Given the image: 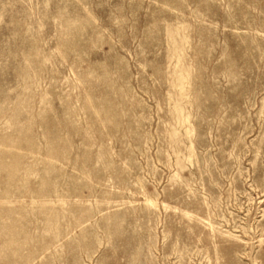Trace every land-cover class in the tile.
<instances>
[{"label":"rangeland","instance_id":"374dc122","mask_svg":"<svg viewBox=\"0 0 264 264\" xmlns=\"http://www.w3.org/2000/svg\"><path fill=\"white\" fill-rule=\"evenodd\" d=\"M0 264H264V0H0Z\"/></svg>","mask_w":264,"mask_h":264}]
</instances>
